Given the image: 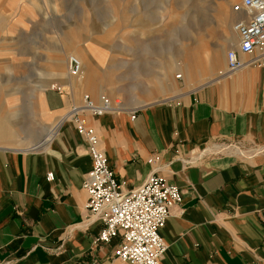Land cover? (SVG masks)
<instances>
[{
    "label": "crops",
    "instance_id": "obj_1",
    "mask_svg": "<svg viewBox=\"0 0 264 264\" xmlns=\"http://www.w3.org/2000/svg\"><path fill=\"white\" fill-rule=\"evenodd\" d=\"M234 2L218 10L229 24L245 16L232 11ZM6 15L2 7L0 46L9 35ZM229 49L240 62L233 71ZM57 61L31 96L37 111L30 115L38 120L10 124L20 101L0 92V264H130L113 255L119 237L93 243L103 225L86 210L82 183L92 166L86 140L67 120L72 109L64 95L45 99L60 81L80 106L87 90L101 106L105 88L93 79L73 85L80 72L68 74L67 57L63 71ZM213 69L207 81L178 93L177 74L189 88ZM149 81L130 99L127 91L122 105L107 100V109L119 110L82 115L125 191L151 175L180 188V202L170 207L160 232L167 244L160 264H264V45L242 53L232 30L182 65L167 61Z\"/></svg>",
    "mask_w": 264,
    "mask_h": 264
},
{
    "label": "rangeland",
    "instance_id": "obj_2",
    "mask_svg": "<svg viewBox=\"0 0 264 264\" xmlns=\"http://www.w3.org/2000/svg\"><path fill=\"white\" fill-rule=\"evenodd\" d=\"M240 1L231 4L232 11L236 12L234 6ZM2 7L7 12L3 27L9 35L4 38L8 47L0 46V92L19 98L20 107L9 122L16 126L38 120L30 115L37 111L31 96L46 82L47 69L56 68L59 59L63 71L66 57L69 60L84 52L87 73L77 78L78 84L93 79L92 85L105 88V100L112 98L122 105L127 91L130 99L150 86L151 77L167 61L182 65L189 54L213 49L220 38L232 32L234 24V20L229 24L219 17V8L228 7L226 0H0ZM6 48L9 50L4 51ZM216 58L215 54L212 59ZM216 70L189 88L181 76L176 78L178 93L207 81ZM52 85L55 87L45 91V99L64 95L63 101L71 103L69 109L81 105L71 88L60 81ZM86 96L93 101L90 90L82 92L84 100ZM111 106V102L106 105ZM48 111L56 109L49 107ZM86 112L91 114L84 109L67 120L74 122L77 116L87 123L82 115Z\"/></svg>",
    "mask_w": 264,
    "mask_h": 264
},
{
    "label": "built area",
    "instance_id": "obj_3",
    "mask_svg": "<svg viewBox=\"0 0 264 264\" xmlns=\"http://www.w3.org/2000/svg\"><path fill=\"white\" fill-rule=\"evenodd\" d=\"M234 10L242 11L245 15L233 24L237 49L248 54L262 47L264 0H241ZM226 59L229 70L240 66L235 49L227 51ZM69 64L71 74H77L80 69L77 58L71 57ZM176 78H180V75L177 74ZM85 101L93 115L102 113L103 109L94 107L88 96ZM74 122L77 131L86 140L92 161L91 169L82 183L87 193L86 210L90 217L100 220L103 225L93 238V243H110L113 238L119 237L120 241L113 252L116 258L130 264H160L167 249L160 232L170 207L180 202V188L162 176L151 175L144 184L125 191L123 183L110 169L105 154L98 148V137L93 128L77 116ZM53 177L52 172L46 174L47 180H53Z\"/></svg>",
    "mask_w": 264,
    "mask_h": 264
},
{
    "label": "bare ground",
    "instance_id": "obj_4",
    "mask_svg": "<svg viewBox=\"0 0 264 264\" xmlns=\"http://www.w3.org/2000/svg\"><path fill=\"white\" fill-rule=\"evenodd\" d=\"M76 56V58H77V60L79 61V64H80V69H79V71L77 72V74L80 72V74H79V76L77 77V78H80L82 75H84L85 74V72L87 71L86 70V68H85V62H86V57H85V53L84 52H79V54H73V56ZM68 63H69V60L67 59V72H68V74L69 75H72L69 71H68ZM70 67V66H69ZM87 73V72H86ZM77 74H75V75H72V76H76ZM167 74V73H166ZM180 75V74H179ZM177 76V75H176ZM181 76V75H180ZM77 78H73V79H71V82H72V84L74 85L75 83H76V80H77ZM53 85L51 84L50 85V87H52ZM91 103H92V105L94 106V107H98V108H100V109H103V111H102V113L103 112H105V111H108V110H110V109H107L106 108V105H107V100H105V102H104V104L103 105H101V106H99V105H97L96 103H94V101H91ZM115 103H117V102H115ZM87 110V111H90L91 112V114H92V110H91V108L87 105V102L84 100V98H83V106H78V107H75V108H73L72 110H71V116L72 115H74V114H76V113H80L81 111H83V110ZM112 109V108H111ZM101 113V114H102Z\"/></svg>",
    "mask_w": 264,
    "mask_h": 264
}]
</instances>
